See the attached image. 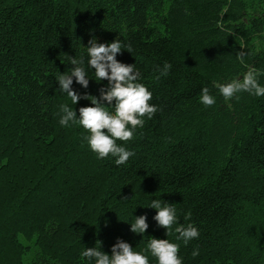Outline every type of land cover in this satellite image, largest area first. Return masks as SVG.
Returning <instances> with one entry per match:
<instances>
[{
	"label": "trees",
	"instance_id": "16d2710c",
	"mask_svg": "<svg viewBox=\"0 0 264 264\" xmlns=\"http://www.w3.org/2000/svg\"><path fill=\"white\" fill-rule=\"evenodd\" d=\"M92 38L120 40L116 59L158 109L117 141L134 153L119 166L82 126L59 123L61 104L77 117L92 106L59 87L73 67L61 53L85 60L81 97L108 85L87 65ZM249 68L264 73V0H0V264H95L84 250L111 255L117 239L157 264L151 238L178 244L182 264H264V96L225 101L216 87ZM153 199L176 208L173 228L153 219ZM140 215L142 235L130 230ZM189 224L199 236L185 243L174 228Z\"/></svg>",
	"mask_w": 264,
	"mask_h": 264
},
{
	"label": "clouds",
	"instance_id": "9594fccd",
	"mask_svg": "<svg viewBox=\"0 0 264 264\" xmlns=\"http://www.w3.org/2000/svg\"><path fill=\"white\" fill-rule=\"evenodd\" d=\"M86 47L87 65L95 69V80L97 82L107 80L108 85L99 90V99L87 94L81 97L73 90L72 84L74 77L76 83L84 88L88 87L89 78L84 66L85 60L83 57L77 59L61 53L73 67L70 74L63 72L57 76L59 87L67 93L73 105L84 98L90 100L92 106L80 107L79 117H77L72 107L61 104L60 111L63 114L59 123L62 126H68L70 122L82 126L89 133L86 139L91 150L96 152L101 159L109 155L116 157L115 163L119 166L125 164L134 153L118 144L117 141L132 140L134 130L144 126V118H152L158 109L156 105L150 103L151 91L138 82L140 74L134 64L122 63L116 59L117 54H120L123 48L120 40L97 43V40L92 38ZM128 51L130 52V49ZM237 59L244 63L243 53L238 55ZM171 67V64L165 62L156 79H159L160 75L166 76ZM260 75L264 73L258 69L249 68L243 74L242 79L236 78L227 83L217 84L216 87L225 101L238 98L237 94L240 92H248L257 97L264 96V86L258 80ZM199 100L205 107H212L216 104L215 96L210 94L207 87L201 90ZM107 106H112L113 111H109ZM150 207L156 209L153 219L158 226L167 230L177 224V210L174 206L169 204L162 206L160 200L153 199ZM190 215L189 213L188 216ZM130 225L133 233L142 235L148 228L147 218L145 215H140L136 217L135 223ZM174 231L179 234L177 239L182 238L185 243L199 236L198 229L192 224L187 227L177 226ZM145 251L150 252L157 259V264H182L178 255L179 245L167 239L151 238ZM197 254L198 252H193L194 256ZM82 256L94 259L95 264H149L147 255L133 251L129 243L120 239L112 245L111 255L101 251L100 248L89 247L84 250Z\"/></svg>",
	"mask_w": 264,
	"mask_h": 264
}]
</instances>
